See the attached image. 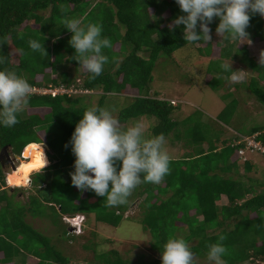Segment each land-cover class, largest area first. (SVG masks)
Wrapping results in <instances>:
<instances>
[{"label": "trees", "instance_id": "obj_1", "mask_svg": "<svg viewBox=\"0 0 264 264\" xmlns=\"http://www.w3.org/2000/svg\"><path fill=\"white\" fill-rule=\"evenodd\" d=\"M47 9V17L39 13ZM182 14L175 0H0V70L15 71L30 85L49 82L70 84L69 71L64 70L63 65L71 64L74 70L80 65L71 58L75 54V49L68 43L72 33L62 26L61 20L78 18L82 24L102 25V36L109 38L113 45L111 49L103 50L109 62L104 65L100 76L91 79L89 73L81 70L85 87H101L96 107L103 108L109 93L123 94L130 87L137 91V96L119 111L116 119L120 125L135 117L152 115L157 120L153 136L162 133L166 138L178 128L179 121L172 115L177 106L150 95L149 84L159 56H169L171 62L168 64L172 65L175 60L186 59V55H190L189 52L179 53L185 45L192 48L197 56H202L197 60L198 66L207 63L205 72L199 67L196 71L201 72L198 74L201 79L209 78L208 83L214 88L219 83L222 86L231 74L220 67L221 63L227 59L238 60L242 69L250 73V78L248 76L247 82L244 81L247 90L264 106V67L249 54L247 43L239 46L237 40L220 37L212 39V43H186L184 26L169 27L173 19ZM29 21L37 26L33 27ZM218 23L217 18L209 25L212 34L216 33ZM247 32L253 43L262 46L264 18L252 16ZM30 39L44 45L47 53L33 51L29 47ZM11 47L17 54V63L12 61ZM214 48L219 50V57L215 59L211 57ZM204 56L208 59H202ZM219 73L223 74L222 77ZM238 84L243 87L240 81L231 87V92L239 88ZM82 100L83 97L32 94L27 104L29 108L18 114L19 123L10 128L0 125V148L9 144L15 154H20L24 148L25 161H29L31 149L36 148L40 150L43 162L44 156L48 164L51 161L43 172L31 175L30 185L36 192L29 195L27 205L14 202L13 194L9 193L11 188L5 186V173L0 166V264H16L15 257L21 253L27 257V264H75L51 245L47 236L25 220L26 212L33 217L42 216L40 206L43 203L57 210L61 217L66 215L86 222L90 216L94 218L93 223L99 221L112 226L120 223L123 212L117 213L116 207H106L104 197H98L91 191L81 192L71 183L70 172L74 171L75 157L71 145L68 148L65 145L88 108ZM231 101L236 102V99ZM233 113L234 110L226 106L219 116L226 119ZM188 118L183 121L187 122ZM200 124L202 122L196 120L186 130V136L190 133L198 146L191 147V141L184 136L183 153L169 156L170 172L163 181L158 185L142 183L137 190L144 194L140 222L143 230L149 231V247L157 256L131 261L116 248H111L97 253L95 261H89V264H161V250L170 237L183 238L195 256L206 257L208 245L219 242V237L224 236L223 244L227 248V254L223 256L225 264L264 258V189L257 192L255 179L247 177L245 183L244 177L238 175V161L242 158L238 149L245 143H236L241 135L258 133L256 139L264 144V125L252 126L247 134H233L223 146L218 147L211 142L203 144L207 138L200 132ZM180 130L178 128L175 133L176 139L182 138ZM47 146L53 148L54 153ZM45 149L50 153L47 156ZM35 153L32 151L30 160L38 158ZM241 162L243 176H247L245 173L252 169L253 164L247 160ZM38 190L44 191L43 203L36 195ZM222 197L227 199V203L218 205L217 201ZM214 230L217 231L209 232ZM65 235L75 236L69 235L67 228ZM83 247L88 248L89 244Z\"/></svg>", "mask_w": 264, "mask_h": 264}, {"label": "clouds", "instance_id": "obj_2", "mask_svg": "<svg viewBox=\"0 0 264 264\" xmlns=\"http://www.w3.org/2000/svg\"><path fill=\"white\" fill-rule=\"evenodd\" d=\"M175 2L183 14L173 19L169 27L174 29L184 26L183 39L191 44L201 41L212 43V29L209 25L217 18L219 23L215 32L218 37L239 40L240 44H251L252 41L247 32L251 18L254 15L264 18V0H175ZM61 24L72 33L68 43L75 49V54L71 58L79 62L80 68L89 73L91 79L100 76L104 65L109 62V57L103 50L113 47L111 40L102 36V25L82 24L78 18L67 17L61 20ZM28 43L33 51L47 53L44 45L37 40L30 39ZM258 63L264 67V49L259 51ZM220 67L225 72L231 73L229 82L236 83L242 80L240 75L242 70H233L232 64L221 63ZM48 84L66 87L77 85L78 89L82 88L88 92L76 91L72 94L55 95L32 92L33 86ZM100 92L85 87L82 75L73 79L70 84L55 85L49 82L45 85H30L15 71L5 68L0 70V125L10 128L19 123L18 114L27 106L32 94L51 97L66 95L83 97L84 100L93 94H101ZM170 100L174 99L167 101L170 102ZM174 101L175 104L170 102L171 106L177 105L178 101ZM144 132V125L140 122L124 129L108 109L88 107L83 112L82 119L76 124L70 141L65 145V148L71 145V152L75 157L74 171L70 172L72 186L81 192L91 191L98 197H104L106 207H118L127 203L128 197L140 184H160L170 172V157L164 149L166 140L162 133L147 138ZM257 135L258 133H253L240 137L254 136L256 139ZM23 149L20 154L12 152L19 161L26 159L23 157ZM246 151L249 150L246 149L244 154ZM44 161L45 167L51 163L49 160L48 164L45 156ZM26 185H30L29 177L23 184V186ZM7 186L11 189L15 187ZM125 213L123 215L128 216ZM66 227L68 228V224ZM84 228L85 222L82 220V232L77 235L83 234ZM225 239L226 237L220 236L219 242L208 245L206 255L210 264H225L223 259V256L227 254V248L223 244ZM161 264H198V262L183 238L170 237L161 250Z\"/></svg>", "mask_w": 264, "mask_h": 264}, {"label": "rangeland", "instance_id": "obj_3", "mask_svg": "<svg viewBox=\"0 0 264 264\" xmlns=\"http://www.w3.org/2000/svg\"><path fill=\"white\" fill-rule=\"evenodd\" d=\"M39 13H41L44 17H47L49 15V9L40 11ZM28 23H30L33 27L37 26V24H34L31 21ZM211 35H213L212 39H218L216 33H211ZM237 41L238 45L241 46V41ZM246 45L248 47L249 54L258 60L259 51L262 48L264 49V47L259 46V48H257L258 45L256 46V44L252 43H247ZM115 48L118 49V46L115 45ZM179 50H181L179 53L189 52L190 55H186L188 57L186 59L175 60V63L172 65L168 64L171 62L169 56H159L152 71L153 80L149 84L151 90L156 92L154 94L151 91L150 95L159 99H174L178 101L177 106L179 104V108L181 110L179 114L176 109V112L173 115L175 119L179 121L178 128L181 129L182 138H175V133L178 128L173 130L165 138L166 143L164 145V149L167 151L169 156L181 155L183 153V147H185L186 144L183 139L184 136L187 141H191V147L196 148V146H198L195 144L190 133L186 136L188 133H186V130L190 126H193L196 120H200L202 122V124H200V132L204 133L207 138V141L203 144L208 145L209 142H211L214 146L218 147L223 146L224 141L230 138L233 134H247L252 126L258 124L264 125V106L255 98L253 100V95L251 96L249 94V98L251 100L250 102H247V99L244 98V96L248 95V90L244 81L247 82V77L250 73H248L249 75H242L241 81L243 83V87H241V84L240 86L238 84L239 88L233 92H231V86L228 84L225 89H223L220 83L216 88H214L211 83H208L210 79L207 82L205 79L202 81L201 76H198L201 72L198 73L196 71V67H199L204 72L207 68L206 62L202 63L201 66L196 64L198 63L197 60L199 61L202 56L198 53V56L196 53L194 54L193 49L189 48L188 45L183 46ZM10 51L12 61L17 63V54H15L13 47L10 48ZM213 51L214 52L211 57L214 59L218 58L219 50L214 48ZM224 62L232 64L233 70H243L242 65L238 62V60L227 59ZM63 69L69 71L70 79L73 80L81 75V70L83 68L77 67V70H74V67L71 64L66 63V65H63ZM219 74L222 77L223 74ZM49 76L51 77L50 73ZM219 86L220 88L218 89ZM95 90L101 91V87L98 86ZM99 95L100 94H93L90 98L84 99L85 101L83 100L82 103L88 107L96 106ZM135 96H137V91L131 87L124 91L123 94L115 92L109 93L104 99L103 108L108 109L112 115L117 118L119 111L126 107ZM232 99H236V102L231 101ZM226 106L233 109L234 113L231 117L222 119L220 118L219 113H221L222 109ZM43 111L44 110H41V112ZM188 116L189 118L187 122L183 121ZM180 121L183 122L180 123ZM137 122L144 125L145 137L151 138L153 136V127L157 124L156 117L152 115H142L132 118L131 120H127L126 124L121 125V127L126 129ZM48 150L51 151V153H54L53 148L48 147ZM45 152L48 155L50 154L48 151ZM240 156L241 155L239 154V157ZM242 160H247L253 164L252 169L245 173L247 176H243L244 167L241 162ZM18 163L19 160H16L15 164ZM10 170V168H5L4 172L6 173ZM15 170L16 169H14V172ZM238 170V175H242V177H244L243 179L245 183L247 182V177L255 179L257 192L264 189V157L256 154L255 152L246 151L245 154H243V157L238 161ZM10 173H13V170L10 171L8 175ZM24 178L20 182H15L8 176L9 182L16 185L14 189L9 190V192L13 194L14 202L19 205H27L29 195H35L34 193L36 192L34 187H31L30 185H22L26 182V179ZM7 185L8 184L6 182L5 186L9 188ZM137 190H140V187H137L134 191L137 192ZM42 192L44 191L38 190L36 195L41 198L43 203ZM136 192H133V195L129 197V201L127 200V203L122 206V209H124L127 207L129 202L132 203L130 211L128 210L125 213V215L127 214L128 216H124L117 226L108 225L103 222L96 224L92 221L94 218L87 216L84 232L83 234H80V236L77 235V237H68L65 235V229L67 227L63 223L62 217L59 216L60 213L51 207L49 208L45 205V203L40 206V210L43 213L42 216L33 217L30 213L26 212L25 220L38 232L47 236L51 245L55 246V248H57L71 263L89 264V261H95V255L97 253L101 251H108L111 248H116L124 258L131 261L140 257H144L146 259L155 258L157 256L156 252L152 251L149 247L151 235L149 231L143 230L142 223L140 222V219L143 216L141 203L144 195L137 194ZM217 203L218 205H223L227 203V199L222 197L217 201ZM215 231L217 230L209 232L212 233ZM194 242L195 241H191L190 243ZM258 243H260V241ZM85 244H89V247L84 248L83 245ZM20 255L25 258L24 254L21 253ZM195 257L198 264H210L207 260V256ZM16 261L18 262L16 264L21 263V259L17 258ZM240 264H264V258L263 256L256 257V260H247Z\"/></svg>", "mask_w": 264, "mask_h": 264}, {"label": "built area", "instance_id": "obj_4", "mask_svg": "<svg viewBox=\"0 0 264 264\" xmlns=\"http://www.w3.org/2000/svg\"><path fill=\"white\" fill-rule=\"evenodd\" d=\"M78 83L80 82L79 79H77ZM34 93H50L51 95H55L58 93H68L72 94L76 91L79 92H88L84 89H78L77 85H71L69 87H66L65 85H59V86H53L52 84H48L46 86H33L32 87ZM172 104H175L174 100H170ZM243 141L245 143V146L243 148L238 149V153L240 155L244 154V151L248 149L251 152H259L264 157V144L260 140H256L254 136H243L240 140H238L236 143H239ZM63 221L68 224L67 233L69 235H77L82 232V220L81 218H71L69 216H63Z\"/></svg>", "mask_w": 264, "mask_h": 264}, {"label": "crops", "instance_id": "obj_5", "mask_svg": "<svg viewBox=\"0 0 264 264\" xmlns=\"http://www.w3.org/2000/svg\"><path fill=\"white\" fill-rule=\"evenodd\" d=\"M249 42V41H248ZM252 44H255V43H253L252 42ZM258 44H256V46H257ZM262 47H264V42H263V45H262ZM256 48V47H255ZM257 48H259V45L257 46ZM257 48H256V50H257ZM263 49V48H262ZM202 59H207L206 58V56H204ZM214 59V58H213ZM243 74H248L246 71H244V70H242V72L240 73V75L242 76ZM254 73H252V75H253ZM249 75V74H248ZM230 76V75H229ZM229 76H228V78H226L225 79V81L223 82V84H222V87H223V89H225L226 88V85L228 84L229 86H233L234 84H237V83H239V82H236V83H231V82H229ZM249 78H250V75H249ZM209 79V78H208ZM208 79H206V82L208 81ZM247 79H248V77H247ZM202 81L204 80V79H201ZM249 94H250V92L248 91V95L247 96H244V98H246L247 99V102H250L251 100H250V98H249ZM251 95V94H250ZM252 96V95H251ZM164 100H166V99H164ZM253 100H254V97H253ZM177 106V105H176ZM29 107L28 106H26L24 109H28ZM177 112H179V114H180V112H181V110H180V108H179V104H178V106H177ZM176 109L174 110V112H173V114L176 112ZM172 114V115H173ZM174 116V115H173ZM131 120V119H130ZM124 124H126V123H124ZM32 143V142H31ZM203 147H206V146H203ZM32 151H36V152H38V153H36L35 155L38 157V158H40V150H38V149H32L31 150V154H32ZM30 154V155H31ZM32 156V155H31ZM30 156V157H31ZM174 156V155H173ZM30 159V158H29ZM41 159V158H40ZM41 162H43V160L41 159ZM43 165H42V167H44V165H45V162H43L42 163ZM41 167V168H42ZM44 170L42 169V170H39L38 172H43ZM33 173H31L30 175H32ZM30 175H29V178H30ZM7 183H8V185H13L14 186V184H12V183H10L9 182V180H7ZM139 187V186H138ZM137 189V188H136ZM135 189V190H136ZM133 192H136V191H133ZM10 193V192H9ZM137 194H139L138 193V191L136 192ZM132 195H133V193H132ZM131 195V196H132ZM140 195H144V194H140ZM130 196V197H131ZM81 197H82V195H81ZM128 201H129V197H128ZM124 205V204H123ZM131 205H132V203H128V205H127V207L126 208H124V209H122V206H118V207H116V212L118 211V213L119 212H126V211H130V209H131ZM50 215V214H49ZM122 218H124V215H123V217ZM94 222H96V221H94ZM98 223H102V222H99V221H97L96 222V224H98ZM109 225V224H108ZM98 226H100V225H98ZM21 259V263H19V264H27L28 263V261H27V257H23V256H21V255H17L16 257H15V263H18L17 261H16V259ZM24 258V259H23ZM24 260V261H23Z\"/></svg>", "mask_w": 264, "mask_h": 264}, {"label": "bare ground", "instance_id": "obj_6", "mask_svg": "<svg viewBox=\"0 0 264 264\" xmlns=\"http://www.w3.org/2000/svg\"><path fill=\"white\" fill-rule=\"evenodd\" d=\"M33 149H36V148H33ZM32 150V149H31ZM39 150V149H38ZM36 153H38V152H36ZM35 153V154H36ZM30 154H31V152H30ZM29 154V157L28 158H30L31 159V155ZM33 158V157H32ZM24 159H21L20 161H19V165L17 164L16 165V167L17 168H15L16 170H15V172H14V169H13V173H10L9 175H8V173L10 172V171H12V170H10V171H8L7 173H6V182H7V180H8V176H9V178L11 179V180H14L15 182H20V181H22L23 180V178L24 177H26V178H24V179H26V180H28V177H29V175L32 173V172H34V171H37V170H39V169H41V167H42V162H41V160L40 159H38V158H35V159H32V160H29V161H27V162H25V160H24V162H22L21 163V161H23ZM27 160V159H26ZM44 167H45V165H44ZM43 168V167H42ZM25 180V181H26ZM8 184V183H7ZM15 185V184H14ZM23 185V184H22ZM21 186V185H20Z\"/></svg>", "mask_w": 264, "mask_h": 264}, {"label": "water", "instance_id": "obj_7", "mask_svg": "<svg viewBox=\"0 0 264 264\" xmlns=\"http://www.w3.org/2000/svg\"><path fill=\"white\" fill-rule=\"evenodd\" d=\"M17 157L13 155L9 144L3 145L0 148V166L4 170L10 168L11 170L16 168L15 161Z\"/></svg>", "mask_w": 264, "mask_h": 264}]
</instances>
